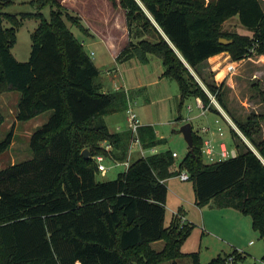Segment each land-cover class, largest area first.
<instances>
[{"label":"trees","instance_id":"16d2710c","mask_svg":"<svg viewBox=\"0 0 264 264\" xmlns=\"http://www.w3.org/2000/svg\"><path fill=\"white\" fill-rule=\"evenodd\" d=\"M37 2L39 9L45 2L54 8L50 20L40 11L30 14L41 20L31 33L27 61H18L11 52L20 21L3 12L0 2V95L18 91L19 121L51 111L30 136L33 156L0 169V264H178L177 259L185 256L199 264L197 252L181 250L194 224L183 221L179 210L164 225L166 180L183 170L193 183L198 206L212 201L249 214L254 229L264 237V137L260 135L264 114L234 120L257 152L231 128L236 155L205 163L204 141L193 131V149L176 169L173 152L166 150L138 158L112 180H98L96 155L112 154L120 161L128 156L131 131L111 132L105 121L108 114L126 110L127 93L100 91L99 68L63 19L66 15L87 33L80 16L59 0ZM118 3L126 11L129 39L117 60L137 57L147 62L149 55L158 57L163 76L178 82L182 101L195 96L221 116L194 72L227 110L222 85L204 76L207 60L223 51H229L233 60L251 51L264 53L261 0ZM234 15L252 34H235L231 43H222L220 38L226 35L222 25ZM6 18L11 27L3 25ZM3 121L0 112V125ZM138 136L144 148L163 141L151 125H141ZM12 139L13 129L0 141V154ZM103 142L115 151H107ZM84 149L89 150L88 157L83 156ZM160 240L163 248L155 250L152 243ZM225 259L213 258L208 264H224Z\"/></svg>","mask_w":264,"mask_h":264},{"label":"rangeland","instance_id":"374dc122","mask_svg":"<svg viewBox=\"0 0 264 264\" xmlns=\"http://www.w3.org/2000/svg\"><path fill=\"white\" fill-rule=\"evenodd\" d=\"M38 0H0L1 10L5 13L15 15L20 21V25L15 30V41L11 46V52L18 61H27L30 57L32 38L31 33L38 26L41 18L30 16L31 13L41 12L47 20L51 18V11L54 8L49 2H45L39 9ZM62 5L67 7L70 13L77 14L76 10L82 11L87 16L91 27L98 30L102 37H112L120 44L124 38V29L121 27L122 21L117 18L116 22L99 23L96 18L103 20L106 18L105 0H59ZM209 1V0H206ZM264 7V0H261ZM75 7L76 10L71 8ZM103 7V9H102ZM96 18H95V17ZM65 24L73 32L75 37L82 43L84 50L91 56L94 63L98 66L100 79L103 80L104 88H111V81L106 77L108 69H116L119 60L109 61L107 53L104 52L103 45L92 40L88 34L76 23L72 22L66 15L63 16ZM107 19V18H106ZM125 21V20H124ZM83 26L88 27V21L81 19ZM3 25L11 27L13 24L8 18L4 19ZM95 25V26H94ZM223 36L233 39L235 34L251 35L252 31L243 25L238 15L227 19L222 25ZM99 39V38H98ZM95 54H91V52ZM158 59V58H154ZM205 77L208 81L221 86L222 98L227 106L224 109L214 97L217 104L222 108L221 115L207 109L202 113V108L198 106L195 96H188L181 100L178 82L160 73V83L152 86H144L145 99L143 95L136 96V102L132 103L140 123L151 125L158 139L163 141L153 148H143V156L151 152L170 150L176 152L175 158L177 168L189 151L188 143L180 128L185 123L192 125L193 131L202 140H206L209 135H221L228 150H234L231 128L237 130L234 120L243 121L251 113L264 114V53L251 51V53L240 60H233L229 51L219 53L218 57L207 62ZM150 73L155 72V67L150 66ZM137 72L133 70L132 73ZM201 81L207 93L212 95L205 87L199 75L194 74ZM111 90V89H110ZM19 93L16 90L3 91L0 95V112L4 116V121L0 125V141L6 138L7 134L13 129V139L10 146L0 154V169L6 168L10 164L27 160L33 156L30 148L31 134L41 127L49 118L51 111H47L34 119L19 121L16 119L17 103ZM214 96V95H212ZM212 101L211 107H217ZM228 116V117H227ZM126 110L118 111L106 117V124L110 131H116L118 126L124 129L127 122ZM216 119L219 122H216ZM264 137V119L261 120ZM221 127V130L218 129ZM127 128V126H126ZM207 128V131L204 130ZM239 130V129H238ZM237 133L243 142L256 151L252 142L244 135ZM238 140V138H237ZM155 149V150H154ZM203 149V148H202ZM131 157H126L130 162L142 157L138 146L132 149ZM257 152V151H256ZM202 158L205 163H214L208 154L202 150ZM120 160V159H119ZM103 163L106 171H99L96 175L98 180L107 181L117 177L118 173L124 171L126 167L116 164L112 159L105 158ZM168 186V198L166 201V214L164 225L167 226L173 217V209L176 208L180 199L175 192L187 190L191 187L192 181H181L177 176L171 177L166 181ZM201 211L194 207H188V214L191 216L193 228L189 236L181 246L185 253L197 252L199 264H208L213 258H225L229 254H235L238 262L243 264H264V237L254 229L252 217L234 208L220 207L215 202H210L202 207ZM204 210V211H203ZM164 241L160 240L153 244L155 250L163 248ZM239 255V256H238ZM178 264H194L193 257L185 256L177 259ZM162 264H172L164 262Z\"/></svg>","mask_w":264,"mask_h":264},{"label":"crops","instance_id":"0c3cea01","mask_svg":"<svg viewBox=\"0 0 264 264\" xmlns=\"http://www.w3.org/2000/svg\"><path fill=\"white\" fill-rule=\"evenodd\" d=\"M116 1H117L116 6H114L110 0L104 1L105 4H107L105 7L107 10V13H106L107 19L103 17V20H101L99 17L98 18H96L95 16L94 17L99 21V23L106 21L109 24H111L112 22H116L118 17H119V19L122 20L120 22V25L124 29V38L120 44H118V42L115 41L112 37H106V38L102 37L100 35L101 33L98 30L91 27V24H90L87 16H85L82 11L76 10L75 7L71 8L72 10H74V9L76 10L77 14H75V15L80 16V18L83 21H86V22L88 21V23H89L88 27L91 29V31L87 32L86 34H88L92 40H96L97 43H100L103 45L104 52L107 53V58L110 59L109 61H112V62H114V61L117 62V56H118L119 52L126 45V43L128 42V39H129L128 29H127V24H126V11H125V9H123L119 5V3H118L119 0H116ZM102 9H103V7H102ZM91 54L93 55L95 53L92 51ZM218 56H219V54H216V55L209 57L207 62H209L210 60H212L213 58L218 57ZM155 57L156 56L149 55V59L147 60V62H142L137 57H130V58H127L123 61H119L120 63L118 65V68L108 69V71L106 73V75H107L106 77L112 83L110 86L111 88H107V89L104 88L103 80L100 79V77H98L97 82L100 85V91L101 92H111V91H115L117 89H124L125 92L127 93L128 100L131 101L132 103L136 102V96H138V95L144 96L145 95L144 86H152L154 84L160 83V80H161L160 73H163L164 67H163L162 61L158 57H156L158 59H154ZM150 66L155 67V69H156L155 72L150 73V69L148 68ZM133 70H136L137 72L132 73ZM194 74H195V72H194ZM18 99H19V96H18ZM145 99H150V98L145 97ZM43 113H45V112H43ZM43 113H41V114H43ZM114 113H117V112H113V113L108 114V115H112ZM41 114L34 116L33 118H31V120L38 117ZM106 117H105V121H106ZM141 125H143V123H141ZM120 127L121 126H118V129L115 132L126 130V126L124 127V129H120ZM111 132H114V131H111ZM221 137H223V135H213V134L209 135L207 137V139H210L212 141V143L214 144L215 151H217V152L220 149V143L224 142L223 140H221L222 139ZM134 146H138L140 148V146L137 143H133V144L130 143L129 149H128V157L129 158L131 157V153H132L131 149ZM111 150L115 151V148L113 145H112ZM151 153H154V152H151ZM109 155L110 156H108V158L112 159L114 162L120 161V160L114 158L112 154H109ZM142 156H143V154H142ZM176 157H178V155ZM105 158H107V157H105ZM130 163H131V160H130ZM174 165H175V163H174ZM175 194L180 199V202L177 204L176 208L173 209L172 213L180 210L181 214L184 217V220L187 222L193 221V220H191L192 218H191L190 214H188V207L197 208L203 214L200 206H198L196 204V201H195V192H194V188H193V183H192L191 187H187L186 191L181 189L180 191L175 192ZM167 198H168V196H167ZM227 208H231V207H227ZM156 242H158V241H156ZM154 243L155 242L152 243V246Z\"/></svg>","mask_w":264,"mask_h":264},{"label":"built area","instance_id":"2783aa9c","mask_svg":"<svg viewBox=\"0 0 264 264\" xmlns=\"http://www.w3.org/2000/svg\"><path fill=\"white\" fill-rule=\"evenodd\" d=\"M211 100L215 101L214 96L210 95ZM197 103L198 106H200L202 108V113H205L206 110L208 109V106H205L202 102V100H200L199 98H197ZM215 104L217 105V108L222 110V108L217 104V102L215 101ZM126 113H127V122H126V126L128 130L131 131L132 133V137H131V144L133 143H137L140 146V150L141 153L143 154V146L140 142L139 136H138V130L139 127L141 126V123L139 121L138 115L135 111V109L132 106V102L128 100V105L126 108ZM228 117V116H227ZM216 122H219V120L216 119ZM219 130H221V127H218ZM205 131H207V128H204ZM238 130V128H237ZM239 131V130H238ZM222 135V132L220 133ZM102 145L105 147V149L107 151H111L112 149V144L108 143V142H103ZM203 150L208 154L209 159L210 160H214V161H220L229 157H233L236 155V149L234 150H228L225 142H221L220 143V149L219 151H215L214 148V144L212 143V141L210 139H206L204 141V147ZM173 156L176 157L177 153L173 152ZM105 159V156L102 154H98L95 156V160L97 162L98 165V169L101 172L106 171V166L103 163ZM116 164H122L124 165L126 168L129 166L130 162L128 160L125 161H115ZM177 177L181 180V181H187L189 180V174L187 171L183 170L181 171ZM174 214H177V212H174ZM182 220L184 221V217L183 215H181ZM238 259L236 258V256L234 254H229L226 256L225 262L224 264H243L241 262L237 261Z\"/></svg>","mask_w":264,"mask_h":264},{"label":"water","instance_id":"95a60500","mask_svg":"<svg viewBox=\"0 0 264 264\" xmlns=\"http://www.w3.org/2000/svg\"><path fill=\"white\" fill-rule=\"evenodd\" d=\"M220 42L222 43H231L232 39H227L224 37L220 38ZM180 132L184 135V138L186 140V142L188 143L189 148L192 150L193 149V129H192V125L190 123H185L181 126L180 128ZM82 154L84 157H88L89 156V150L88 149H84L82 151Z\"/></svg>","mask_w":264,"mask_h":264}]
</instances>
